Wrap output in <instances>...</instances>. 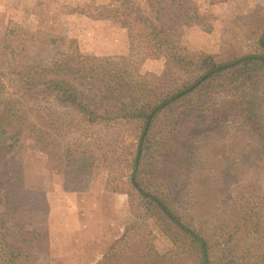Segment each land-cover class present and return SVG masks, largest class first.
Instances as JSON below:
<instances>
[{"label": "trees", "instance_id": "obj_1", "mask_svg": "<svg viewBox=\"0 0 264 264\" xmlns=\"http://www.w3.org/2000/svg\"><path fill=\"white\" fill-rule=\"evenodd\" d=\"M120 6L132 24L145 30L155 51L188 72L189 79L165 88L128 74L125 65L113 71L110 63L104 67L94 57L72 53L50 70L43 68L44 74L11 68V85L18 83L19 91H24L17 96L5 92L7 75L0 72V159L33 138L47 165L63 175L66 191L78 192L84 178L92 175L99 150H93V135L88 132L135 124L130 183L143 204L144 218L162 225L172 249L142 254L113 250L96 264H264V30L257 41L260 53L225 62L212 55L189 59L177 53L166 31L160 32L158 5H148L151 15L130 0H121ZM104 9L99 16L118 17ZM216 93L231 99L238 122L212 143L217 150L213 156L220 155L218 166L207 173L196 172L199 167H195L186 180L175 182L194 212L193 223L151 192L141 176L149 157L166 158L181 147L187 151L183 138L187 121L192 114L204 113ZM46 98L68 110L57 112L59 118L53 121L71 128L67 140L53 132L49 116L39 108ZM5 167L0 192L8 194V202L0 211V264L35 263L34 249L48 246L46 198L23 185L14 160ZM183 167L182 171L190 168ZM10 221L11 229L5 228Z\"/></svg>", "mask_w": 264, "mask_h": 264}, {"label": "rangeland", "instance_id": "obj_2", "mask_svg": "<svg viewBox=\"0 0 264 264\" xmlns=\"http://www.w3.org/2000/svg\"><path fill=\"white\" fill-rule=\"evenodd\" d=\"M130 1L147 15H151L149 4L158 5L162 21L157 26L170 35L183 57L212 55L225 62L261 52L257 41L264 30V0ZM120 5L121 0H0V72L7 75L3 77L5 92L24 93L19 91L20 84L11 85V68L26 67L40 74L72 53L94 57L104 67L110 63L113 71L125 65L128 74L157 86L177 87L186 82L188 72L156 52L145 30L132 24ZM103 8L118 17L99 16ZM230 102L224 93H216L204 113L189 117L183 136L187 151L181 147L166 158L149 157L145 162L143 182L193 223L194 212L185 203L182 186L175 182L186 180L195 167H199L196 172L207 173L221 163L220 155L213 156L217 150L212 143L238 122ZM38 106L49 116L53 132L67 140L71 128L53 121L59 118L57 112L68 110L57 107L52 98L41 99ZM88 133L93 135V150L99 148L97 161L76 194L66 191L63 175L47 165L46 155L33 138L0 159V175L5 163L14 160L23 185L43 192L49 208L48 246L34 249L38 259L30 264H96L113 250L142 254L172 249L162 225L144 218L143 204L130 183L137 126L115 124ZM185 165L190 168L182 171ZM261 183L264 189V176ZM0 198L1 211L6 209L8 194L2 190ZM11 224L5 228L11 229Z\"/></svg>", "mask_w": 264, "mask_h": 264}, {"label": "crops", "instance_id": "obj_3", "mask_svg": "<svg viewBox=\"0 0 264 264\" xmlns=\"http://www.w3.org/2000/svg\"><path fill=\"white\" fill-rule=\"evenodd\" d=\"M92 174H93V173H92ZM90 177H91V175H90ZM82 187H83V185H82ZM81 190H82V189H81ZM81 190H80V191H81ZM78 192H79V191H78ZM78 192L75 191V192H72V194H76V193H78ZM48 224H49V214H48Z\"/></svg>", "mask_w": 264, "mask_h": 264}]
</instances>
